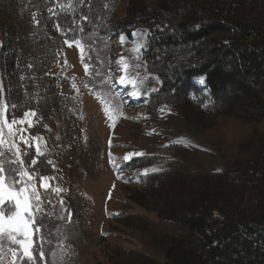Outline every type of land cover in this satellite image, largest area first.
I'll list each match as a JSON object with an SVG mask.
<instances>
[{"label":"rangeland","instance_id":"obj_1","mask_svg":"<svg viewBox=\"0 0 264 264\" xmlns=\"http://www.w3.org/2000/svg\"><path fill=\"white\" fill-rule=\"evenodd\" d=\"M118 1L104 0L103 4V0H84L83 3L72 0V9L62 10L60 5H67L69 0H0V51L10 28L19 37H26L29 44L30 41L34 44L23 50V54L31 57L35 52V65L45 64L46 67L41 71V79L35 76V80H29L31 84L22 80L24 76L21 75L23 101L15 100L10 105L6 100L4 73L0 67V102L10 106L6 118L9 121H25L13 125L15 136L9 135L6 127L3 129L6 143L2 147L7 149L12 144L17 145L20 159L24 160L23 165L5 162V176H11L8 169L12 167L29 171L33 179L28 181L25 177V181L30 188L34 185L40 196V211L35 213L33 228L44 221L53 223L47 227L48 231L42 239L37 228L39 251L44 252V257L30 264H110L115 252L142 251V239L145 237L143 222L153 224L159 220L157 213L130 201L131 196L144 190L146 177L167 172L179 165L193 171L199 167L209 173L220 172L222 164L218 156L203 144V140L211 138L213 122L219 124L221 135H226L224 139L230 144L223 147L227 154L234 151L247 133L246 126L232 120L219 122L207 112L199 113L211 104L209 90L205 84L199 83L204 77L192 80L200 94L189 96L190 100L204 102L200 109L194 108L191 112L181 103L177 108L162 105L159 107L171 109L175 117L160 120L158 110L155 115V111L150 114L145 105H131L127 120L117 126L114 115L105 113L97 96L106 95L112 106H120L119 100L113 97L120 70L117 50L121 36L129 39L122 31V25L127 24L132 13L127 12L132 10L129 9L131 1H134L133 4L137 2L140 7L151 0ZM95 11L105 15L103 24L100 20L88 18V14ZM60 12L62 19L52 21L54 16L58 18ZM76 13H79L78 17ZM85 24H94L99 31L98 36L89 34L82 38L84 44L80 42V45L85 46L81 52V47L75 43L79 41L76 34L63 39L66 33L60 32L70 31L73 27L78 30ZM137 29L148 32V44L149 30L138 27L132 32ZM46 30L57 34L55 44L42 45L41 36ZM85 30L90 33L89 29ZM93 37L97 40L94 41ZM44 49L53 54L49 65L45 63L47 57L42 59ZM52 80L53 83L50 82ZM49 82L52 84L49 85ZM45 86L49 89L44 92ZM47 93H50L48 97ZM51 95V104L45 103ZM20 110L24 111L17 115ZM25 112H34L35 115L24 117ZM3 119L0 117V123ZM115 125L119 130L113 139L114 146L106 147V139ZM156 127L165 132L158 136L155 132L147 133L151 128L156 130ZM179 136L195 142L208 150L207 153L177 144L163 145ZM21 137L27 143L22 142ZM175 150L181 152L177 154ZM13 152L6 151L5 156L17 159ZM24 152L29 156L24 157ZM41 152L43 155L39 154ZM138 152L144 155L123 159ZM110 154L114 162H110ZM30 159L37 163L31 165ZM145 170H148L147 173ZM41 177L48 178L47 187L43 186ZM0 264H13L8 246L0 252ZM16 264L24 262L17 260Z\"/></svg>","mask_w":264,"mask_h":264},{"label":"trees","instance_id":"obj_2","mask_svg":"<svg viewBox=\"0 0 264 264\" xmlns=\"http://www.w3.org/2000/svg\"><path fill=\"white\" fill-rule=\"evenodd\" d=\"M131 2L127 12L132 13L122 31L130 36L138 27L149 30L144 59L148 71L161 81L146 106L149 113L156 115L159 106L177 108L179 103L191 112L200 109L204 102L189 96L200 94L192 80L205 77L211 104L199 113L207 112L219 122L232 120L246 126L247 133L227 154L223 147L230 144L213 122L211 138L203 144L218 156L220 172L179 165L147 176L144 190L130 201L157 213L159 220L143 222L142 251L115 252L110 264H264V0H151L140 7ZM57 15L51 20L62 19V12ZM88 18L106 21L96 11ZM98 31L94 24H85L60 33H66L63 39L76 34L84 44L82 38L98 36ZM56 35L43 32L42 45L55 44ZM30 44L10 28L2 44L0 67L9 105L23 101L21 75L29 84L43 76L45 64L35 65L36 53L23 54ZM52 57L44 49L47 65ZM48 89L45 86L44 92ZM53 95L45 103L51 104ZM51 224L44 221L34 228L36 259L40 245L36 230L42 239Z\"/></svg>","mask_w":264,"mask_h":264},{"label":"snow or ice","instance_id":"obj_3","mask_svg":"<svg viewBox=\"0 0 264 264\" xmlns=\"http://www.w3.org/2000/svg\"><path fill=\"white\" fill-rule=\"evenodd\" d=\"M84 0H78V3H83ZM61 9H72V0H69L67 5L61 4ZM51 12L52 9H49ZM33 19H35V14H33ZM59 24H57V28L59 29ZM133 35H140V33H133ZM146 35V33H145ZM124 37L121 36V43L124 41ZM67 43V41H66ZM77 46L81 47V52H83V47L80 45V41H75ZM122 61L118 62L121 63ZM127 65L125 64V68ZM85 70L87 71V65L85 66ZM121 83H131L136 89L132 94L138 95L139 88L137 87V82L134 79L125 80L124 77H121ZM199 83L203 85L205 83L204 78H200ZM154 90V89H153ZM97 99L103 105V110L106 114H111L113 112L120 113L119 106H112V102L107 98L106 95H98ZM10 106L6 103L0 102V117H4L2 123H0V252L4 250L6 246H8V251L11 252L13 258V264H16V261H22L24 264H30L36 260V256L33 254V232H34V224H35V213L40 211L39 203L40 196L35 191V186H28L25 181V177H27L28 181L33 179L31 173L23 168L12 167L8 169L11 173L10 177L5 176V168L4 163L7 162L9 164L15 165L17 163L23 165L24 160L20 159L21 153L20 149L17 145L12 144L9 148L4 149L2 146L6 143L3 138V129L6 127L8 129V133L11 136H15L16 132L13 130V125L17 123H24L25 121L22 119L17 121L16 119L8 120L6 117L8 115L7 109ZM12 108H15V105H11ZM163 111V109H161ZM24 117H28L29 115H35L34 112L28 113L25 112ZM22 142L24 141L23 137H21ZM13 150H15L13 152ZM13 152V154L17 157V159L13 160L5 156V152ZM37 152H39V148H37ZM43 155V153H39ZM24 157H28L29 153L24 152L22 154ZM131 155L142 156L143 153H134L126 155L123 159L129 160ZM110 162H114L111 158L110 154ZM37 163L36 160L30 159V164L35 165ZM51 163V162H49ZM148 170H145L147 173ZM152 171H157V169H152ZM44 183L43 186L47 187V177L40 178ZM114 187V186H113ZM60 191V189H57ZM62 203V202H61ZM38 231V229H37ZM39 258L43 259L44 252L40 250L38 252Z\"/></svg>","mask_w":264,"mask_h":264},{"label":"crops","instance_id":"obj_4","mask_svg":"<svg viewBox=\"0 0 264 264\" xmlns=\"http://www.w3.org/2000/svg\"><path fill=\"white\" fill-rule=\"evenodd\" d=\"M133 33H140V35H133ZM146 33V35H145ZM148 39V32L144 29H137L136 31L132 32L130 38H125L123 43H119V49L117 50L118 53V61H122L120 64V80L121 77H124L125 80L134 79L137 82V87L139 88V94L133 95L132 93L136 91L134 89L133 85L131 83H122L124 84L130 94L138 99H141L144 101L147 96L150 95V93L157 90L160 86V82L158 78L152 74H150L147 71V67L144 61V50L147 44ZM125 64L127 67L125 68ZM154 89V90H153ZM92 102V101H91ZM140 108V107H138ZM129 109H132L131 106H119V111L122 113L120 115L119 113H111L114 115V119L117 120V126L124 123L126 121V115L127 112H129ZM137 109V108H136ZM163 109V111H161ZM160 109V120L166 119L167 117H175V113L167 108L162 107ZM119 130V127L111 128L109 135L106 139V147H113L114 146V136L116 131ZM165 132L163 129L157 128L156 130L154 128H151L147 131L149 134H154L155 132L157 136L161 134V132ZM108 132V130H107ZM108 134V133H107ZM170 145V144H177L182 145L183 147H187L193 150H198L203 153H207L208 150H205L203 147L197 145L195 142L188 140L187 138H184L182 136H179L174 139V141L171 142H165L163 145ZM210 151V150H209ZM114 155V154H113Z\"/></svg>","mask_w":264,"mask_h":264}]
</instances>
